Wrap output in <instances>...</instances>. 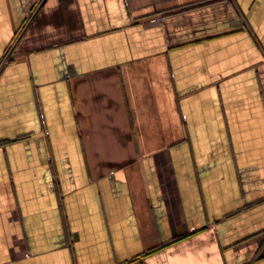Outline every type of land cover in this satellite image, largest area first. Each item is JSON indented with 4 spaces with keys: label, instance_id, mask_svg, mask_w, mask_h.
Returning a JSON list of instances; mask_svg holds the SVG:
<instances>
[{
    "label": "crops",
    "instance_id": "0c3cea01",
    "mask_svg": "<svg viewBox=\"0 0 264 264\" xmlns=\"http://www.w3.org/2000/svg\"><path fill=\"white\" fill-rule=\"evenodd\" d=\"M0 264H264V0H0Z\"/></svg>",
    "mask_w": 264,
    "mask_h": 264
}]
</instances>
